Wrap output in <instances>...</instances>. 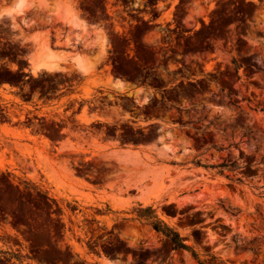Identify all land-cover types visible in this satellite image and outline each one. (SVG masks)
I'll return each mask as SVG.
<instances>
[{
	"label": "rangeland",
	"instance_id": "obj_1",
	"mask_svg": "<svg viewBox=\"0 0 264 264\" xmlns=\"http://www.w3.org/2000/svg\"><path fill=\"white\" fill-rule=\"evenodd\" d=\"M14 4L0 264H264V0Z\"/></svg>",
	"mask_w": 264,
	"mask_h": 264
},
{
	"label": "trees",
	"instance_id": "obj_2",
	"mask_svg": "<svg viewBox=\"0 0 264 264\" xmlns=\"http://www.w3.org/2000/svg\"><path fill=\"white\" fill-rule=\"evenodd\" d=\"M239 64H236V67H239ZM196 165H201L204 167H210V168H217L218 173H221L224 169H234L237 168V164H235V161H231L230 163L226 160L215 164V165H204L201 164L199 161L195 162ZM245 167H249V164H245ZM238 180V179H237ZM145 210H148L149 212H152L151 206H147ZM139 217H144L146 221L152 226V228L158 232L161 233L172 245V248L174 249H187L189 250V247L183 243L181 237H179L178 233L173 231L171 228L167 227L165 224H163L161 221L158 220H152L154 216L152 215H141L139 214ZM194 258L195 255L192 254ZM199 264H203L199 262Z\"/></svg>",
	"mask_w": 264,
	"mask_h": 264
},
{
	"label": "bare ground",
	"instance_id": "obj_3",
	"mask_svg": "<svg viewBox=\"0 0 264 264\" xmlns=\"http://www.w3.org/2000/svg\"><path fill=\"white\" fill-rule=\"evenodd\" d=\"M22 1L23 0H15V6L16 7H18V6H21L20 4L22 3ZM12 11H10V13H11ZM74 22H76V20L74 21ZM75 24V23H74ZM48 48V47H47ZM50 48H48V52H49V54H50V52H51V50H49ZM46 51V52H47ZM48 55V54H47ZM51 55V54H50ZM50 55L48 56L49 58H46L45 60H42V61H38V62H36V63H34V66H33V68H32V72H35V70H38V69H41V68H45V69H48L49 71L50 70H54V68L56 67V64L54 63L55 61H52V58L50 57ZM60 61V60H59ZM60 63H62L61 61H60ZM74 63L76 64V66L77 67H75V68H77V69H84V67H82V65H81V63L79 62V60H77V59H74ZM61 66V65H60ZM75 65L73 64V67H74ZM57 67H59V66H57ZM58 70V69H57Z\"/></svg>",
	"mask_w": 264,
	"mask_h": 264
}]
</instances>
